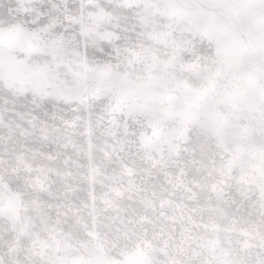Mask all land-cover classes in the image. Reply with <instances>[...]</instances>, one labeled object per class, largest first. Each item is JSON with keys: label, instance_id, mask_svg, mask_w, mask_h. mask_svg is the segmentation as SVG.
Instances as JSON below:
<instances>
[{"label": "snow or ice", "instance_id": "snow-or-ice-1", "mask_svg": "<svg viewBox=\"0 0 264 264\" xmlns=\"http://www.w3.org/2000/svg\"><path fill=\"white\" fill-rule=\"evenodd\" d=\"M0 264H264V0H0Z\"/></svg>", "mask_w": 264, "mask_h": 264}]
</instances>
